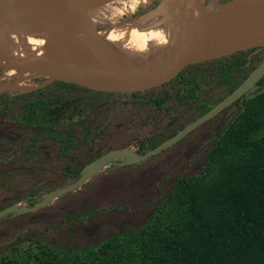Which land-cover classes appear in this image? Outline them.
Wrapping results in <instances>:
<instances>
[{
	"label": "rangeland",
	"instance_id": "1",
	"mask_svg": "<svg viewBox=\"0 0 264 264\" xmlns=\"http://www.w3.org/2000/svg\"><path fill=\"white\" fill-rule=\"evenodd\" d=\"M115 1L105 0L90 11L103 28L129 19L130 10L156 0ZM19 71L0 66V85L9 82L13 86H31L42 81V76L36 73L24 72L19 78ZM76 85L59 86V91L55 85L44 86L41 92L35 89L23 97L18 96L23 93L20 89L1 92L0 208L12 204L26 206L29 195L38 196L61 183H69L64 180L65 163L73 169L109 150L137 151L144 137H152L147 146L157 144L196 112L186 103L174 113L170 106L174 97L172 85L124 97L84 91L79 88L81 85ZM54 91L57 96H50ZM218 95L217 92L215 96ZM162 96L167 100L160 105L152 101ZM45 97H50L46 104L48 111L27 122L24 113L30 101ZM57 97L62 100L55 104ZM228 110L217 113L151 157L125 166H117L123 158L112 160L78 187L54 196L46 205L22 214L1 216L0 264H42L43 259L52 260V264L58 260L131 264V250L122 239L107 243L101 250L80 247L105 244L103 240L114 234L147 224L177 175L198 176L202 164L195 157L210 147L215 131L229 118ZM44 133L50 137L34 139ZM52 136L73 140L74 145L66 149L70 156L60 154L61 142ZM74 214L83 216L62 219ZM175 217L174 211L166 206L157 225L163 228ZM59 244L70 250H60Z\"/></svg>",
	"mask_w": 264,
	"mask_h": 264
},
{
	"label": "trees",
	"instance_id": "2",
	"mask_svg": "<svg viewBox=\"0 0 264 264\" xmlns=\"http://www.w3.org/2000/svg\"><path fill=\"white\" fill-rule=\"evenodd\" d=\"M257 83L260 84L258 88L241 101L242 107L233 120L214 133L205 153L195 157L202 164L198 176L177 175L163 200L153 209L147 224L114 234L103 240L105 244H87L80 248L101 250L107 243L122 239L131 250V264H264V79ZM50 85H55L56 91L59 86H77L54 80L45 87ZM79 88L93 93L102 92ZM42 90L43 87L36 91ZM56 91L50 96L56 97ZM32 92L35 91L18 96ZM61 100L57 97L55 104ZM49 101L50 97L30 101L28 111L24 113L26 121L35 120L38 113L44 115ZM48 137L50 135L44 133L34 139ZM52 137L61 142L60 154L70 156L66 149L74 145L73 140L67 136ZM151 139L144 137L139 142L138 151L152 147L146 145ZM62 168L65 181L71 182L78 176L79 168L70 169L69 163ZM63 185L61 183L57 188ZM27 198V203L31 204L39 196ZM166 206L174 211L176 217L161 228L157 220ZM82 216L66 215L62 219H79ZM58 248L70 250L62 244ZM42 264H52V260L43 259ZM57 264L81 263L58 260Z\"/></svg>",
	"mask_w": 264,
	"mask_h": 264
},
{
	"label": "water",
	"instance_id": "3",
	"mask_svg": "<svg viewBox=\"0 0 264 264\" xmlns=\"http://www.w3.org/2000/svg\"><path fill=\"white\" fill-rule=\"evenodd\" d=\"M179 0H158L157 4L145 14L137 17L159 15L168 7L170 8ZM216 9L208 11L196 26L192 35L175 50L166 63L155 67L133 68L128 77L118 75L114 70V54L112 43L104 33V28L98 23L90 10L81 0H0V12L6 13L13 10L16 16L35 19L61 44L73 47L94 63L90 75L66 72L60 75L46 76L35 85H17L7 82L0 85V93L20 89L27 92L42 88L54 80L71 82L88 89L115 94H131L151 89L171 79L184 66L200 60L225 55L237 49L250 48L264 45V39L244 46L234 47L230 51H219V48L230 39L238 40L241 36L226 37L225 33L235 18L238 10L249 2L264 0H225L218 2L210 0ZM201 7V0H198ZM63 15L58 17L57 15ZM83 28L90 36V43H86L80 35L72 29ZM24 70L21 68L18 77H22ZM264 74V59H262L246 77L225 97L220 99L208 110L194 118L189 123L178 129L168 138L162 140L142 153H136L126 148L109 150L82 165L78 176L71 182L41 193L40 197L28 206L7 205L0 208V217L8 213H25L46 205L54 196L75 189L91 175L95 174L102 166L112 160L123 158L117 165L125 166L140 162L166 149L177 142L197 126L207 121L220 110L228 106ZM89 83L95 84V86Z\"/></svg>",
	"mask_w": 264,
	"mask_h": 264
},
{
	"label": "bare ground",
	"instance_id": "4",
	"mask_svg": "<svg viewBox=\"0 0 264 264\" xmlns=\"http://www.w3.org/2000/svg\"><path fill=\"white\" fill-rule=\"evenodd\" d=\"M81 1L91 11L105 0ZM206 13L198 0H179L159 15L120 20L105 27L104 33L112 43L115 72L128 77L133 68H151L168 62ZM72 29L84 42H91L81 27ZM225 34L228 38H241L228 40L219 51L263 40L264 4L249 2L242 6ZM93 65L87 56L56 40L37 20L16 16L11 9L5 14L0 12V66L22 68L24 72L46 77L66 72L90 75Z\"/></svg>",
	"mask_w": 264,
	"mask_h": 264
},
{
	"label": "flooded vegetation",
	"instance_id": "5",
	"mask_svg": "<svg viewBox=\"0 0 264 264\" xmlns=\"http://www.w3.org/2000/svg\"><path fill=\"white\" fill-rule=\"evenodd\" d=\"M217 1L222 2L224 0H217ZM115 2H118V0H116ZM157 2L158 0L154 1V3H149V5L145 7L140 8L137 6L136 9L130 10V13H128V16H130L129 19H133L135 17H139L145 14L148 10L154 7L157 4ZM201 4L208 11H213L216 9V6L210 0H201ZM262 59H264V45L254 46V47L244 48V49H237L225 55L190 63L184 66L179 72H177L171 79H169L165 83L160 84L151 89H147L149 91V90L160 88L163 85H168V86L172 85L174 87L173 89L174 97L170 101L172 102L170 106L173 108L172 110H175L174 113L178 111L176 109L182 106H185L186 103H190L193 109H196V112L192 113L190 115V118L186 122H184L182 125H179L176 128V130H174L166 138L171 136L174 132H176L178 129L183 127L185 124L192 121L197 116L204 113L206 110H208L212 105H214L220 99L228 95ZM261 78L264 79V74L259 79ZM257 81L252 87L247 89L244 93H242L238 98H236L228 106H226L225 108H223L222 110L218 112L220 113L229 108L228 112L230 113V115L227 121L223 124V126H221L219 130L215 131V133L224 129L225 126L233 120L238 109L239 108L241 109L242 107L241 101L246 99L248 96H250L260 85L259 83H257ZM143 91L136 92L137 93L136 95H138V93L143 92ZM217 92L220 95L215 96ZM112 94H115V93H112ZM131 94H124V95L116 94V95L124 97V96H128ZM166 100L167 99H165L164 96L158 99H152V101H154L156 105H160ZM154 145H151V146L153 147ZM137 151H138V148H137ZM137 151H133V152L142 153L145 150L138 151V152ZM40 195L38 196L40 197ZM38 196H34V197H38ZM28 205L30 204L27 203L26 206ZM11 214L15 215V214H22V213H11Z\"/></svg>",
	"mask_w": 264,
	"mask_h": 264
}]
</instances>
